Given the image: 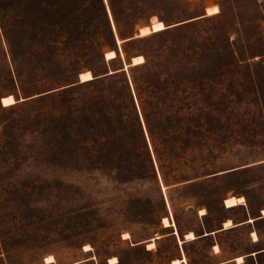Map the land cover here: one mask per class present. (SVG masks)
<instances>
[{
  "label": "rangeland",
  "instance_id": "obj_1",
  "mask_svg": "<svg viewBox=\"0 0 264 264\" xmlns=\"http://www.w3.org/2000/svg\"><path fill=\"white\" fill-rule=\"evenodd\" d=\"M263 207L264 0H0V264H254L172 231Z\"/></svg>",
  "mask_w": 264,
  "mask_h": 264
},
{
  "label": "crops",
  "instance_id": "obj_2",
  "mask_svg": "<svg viewBox=\"0 0 264 264\" xmlns=\"http://www.w3.org/2000/svg\"><path fill=\"white\" fill-rule=\"evenodd\" d=\"M237 197H240V196H237ZM224 199H223V204L221 205V207L227 212H231L232 210L244 205V200H243L241 203H238L234 206L226 207L224 204ZM263 209L264 207L259 209V211L255 212L250 208V213L246 212L247 215H245V217H243L242 219H238V220L234 219L233 216H226L223 219L221 226L213 230L205 231L201 233L200 235L195 234L193 231L181 232L180 230L176 228H175L176 230L174 229V232L172 231V235L176 236L180 244H184L186 241L197 240V239L211 240V247L214 249V253L218 254L220 253L222 245H224V243L221 240H219V236L221 234L223 235L226 233H233L236 229H239L240 227H244L245 225H250V228L247 232L248 240L250 241V252L248 254L250 255V259L252 260L254 264H263V257H264V215L262 214ZM226 221L230 222V225L227 228H225L223 225L224 222ZM188 232L193 233L194 235L193 239L185 238V234ZM238 257H242V255ZM1 258H2V255H0V259ZM236 259L237 257L233 259V261H236ZM231 260L232 258L222 259L212 264H228L231 262ZM2 261L5 262L4 259H2ZM52 263H55V260ZM52 263L45 262L44 264H52ZM64 264H80V261L72 260L69 263H64ZM180 264H187V262L182 261Z\"/></svg>",
  "mask_w": 264,
  "mask_h": 264
},
{
  "label": "bare ground",
  "instance_id": "obj_3",
  "mask_svg": "<svg viewBox=\"0 0 264 264\" xmlns=\"http://www.w3.org/2000/svg\"><path fill=\"white\" fill-rule=\"evenodd\" d=\"M166 28H167V26H165ZM148 28H149V30L150 31H153V28H152V25H150V26H146V27H142V28H140L139 30H137V32H138V36H140V35H145V34H147L148 33ZM165 28V29H166ZM151 34V33H150ZM118 40L120 41V42H122L120 39H117V44H119L118 43ZM113 51V50H112ZM106 59V58H105ZM142 56H134L133 58H132V64H139V63H141L142 62ZM125 67H126V65H125ZM92 77H91V74H90V72L89 71H85V72H82L81 74H80V76H79V81L80 82H84V81H88V80H90ZM15 101H14V99L12 98V96L11 95H8V96H5V97H3L2 99H1V105H3V106H7V105H11V104H13ZM244 199H243V197L242 196H240V197H235V196H229V197H227V198H225L224 199V204H225V206L226 207H228V206H234V205H236V204H238V203H241L242 201H243ZM201 212L203 213V211L201 210ZM262 214L264 215V209L262 210ZM162 224H163V226H165V227H167V226H171V224H170V222L168 221V219L166 218V217H163L162 218ZM224 227L225 228H227L229 225H230V222L229 221H226V222H224ZM176 230V229H175ZM176 233V232H175ZM129 237V235L127 234V233H125L124 235H123V238L124 239H127ZM185 238L186 239H193L194 238V235H193V233H191V232H188V233H186L185 234ZM256 238V237H255ZM153 246V244L152 243H148V249H150L151 247ZM90 250V247L88 246V245H85L84 246V251L85 252H87V251H89ZM236 261H237V263H241L242 261H243V259H242V257H237V259H236ZM45 262L46 263H52V262H54V258L52 257V256H48V257H46L45 258ZM182 262V260H179V259H174V260H172L171 261V264H180ZM116 263H118V260L116 259V257H111V258H109L108 259V264H116Z\"/></svg>",
  "mask_w": 264,
  "mask_h": 264
},
{
  "label": "trees",
  "instance_id": "obj_4",
  "mask_svg": "<svg viewBox=\"0 0 264 264\" xmlns=\"http://www.w3.org/2000/svg\"><path fill=\"white\" fill-rule=\"evenodd\" d=\"M151 25H152L153 31H150V33L159 32V31H162V30L165 28L164 24H163L161 21L153 22ZM118 34H119L120 37H122V35H121V33H120L119 31H118ZM148 34H149V33H148ZM110 36L113 37L112 32H110ZM114 51L117 52V48L114 49ZM114 51L111 50V51H107V52L105 53V58H106V60H112V59H115V58L117 57V56H116V53H115ZM122 67H123V66H121L120 68H118V69H116V70L111 71L112 73H110V74H106V75H103V76L106 77V76H108V75H109V76L112 75L111 77H113L115 74L124 71V69H122ZM96 79H98V77H97V76H93L90 80H88V81H86V82H79V83H80V84H82V83H83V84H84V83H89V82H92V81H94V80H96ZM132 81H133V83L135 84V79H134V78H132ZM126 83H127V79L125 78V84H126ZM136 90H137V89H136ZM138 116H139V118H140L139 113H138ZM145 125H146V130H147L148 136H149V138H150V142L152 143V145H153V147H154L155 142H154L153 132H152V130H151V128H150L149 123L147 122V120L145 121ZM137 128H138V131H139V136H140L141 143L143 144L144 147H147V143H146V139H145V135H144V127H143V124H142L141 119H140L139 124L137 125ZM146 151H147V153H149L148 148H147ZM154 151L156 152L155 147H154Z\"/></svg>",
  "mask_w": 264,
  "mask_h": 264
},
{
  "label": "water",
  "instance_id": "obj_5",
  "mask_svg": "<svg viewBox=\"0 0 264 264\" xmlns=\"http://www.w3.org/2000/svg\"><path fill=\"white\" fill-rule=\"evenodd\" d=\"M136 36H138V32H136ZM129 39H131V37L124 38V39H122V42H123V41H127V40H129ZM117 47L119 48L118 44H117ZM106 61H107V60H106ZM122 69H125V65H124V64H123ZM110 73H112V72L109 70L108 72L104 73L103 75L110 74ZM103 75H101V76H103ZM78 79H79V76H78Z\"/></svg>",
  "mask_w": 264,
  "mask_h": 264
}]
</instances>
